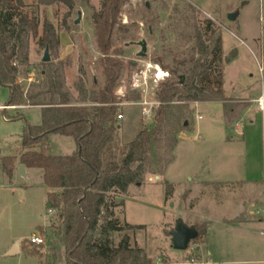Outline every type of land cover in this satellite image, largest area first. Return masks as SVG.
<instances>
[{
    "label": "rangeland",
    "instance_id": "374dc122",
    "mask_svg": "<svg viewBox=\"0 0 264 264\" xmlns=\"http://www.w3.org/2000/svg\"><path fill=\"white\" fill-rule=\"evenodd\" d=\"M21 1L22 9L39 22L40 36L47 22L55 28L59 37L58 46L48 48L51 58L48 62L43 61L46 48L39 44V38L34 37L31 32L25 37L23 47L17 37L6 38L8 48L13 44L18 46L13 63L18 69L17 83L24 96L47 92L50 77L55 75V71H51L54 67L61 75L59 80L64 90L70 93L73 103H89V98L80 100L78 85L83 80L89 97L91 91L104 84L105 78L99 65L101 54L97 51L91 25V8L100 10L103 0H73V7L62 1ZM244 1L246 0H149V12L145 10L146 0L128 1L123 8L122 22L127 25L135 22L136 26L132 27L131 39L117 42L114 48L123 53L121 58L125 61V70L116 91L118 114L122 113L124 116L118 121L122 127L116 131L113 142L118 158L124 157L129 144L141 130L153 129L160 103L158 88L166 81L149 86L146 92H139L132 88L133 74L143 68L145 61L161 65L153 60L155 57H163L166 64H172L167 56V49H176L178 43L180 49L185 48L179 34L183 27L186 32H193L186 25L175 24L176 20L172 18L175 8L184 13L187 6L191 5L193 12L188 9L187 14L194 15L195 20L191 19L189 23L197 22L204 29V21L210 19L216 35L222 37L225 96L250 97L262 89L264 9L261 10L259 4L263 0H249L250 5L242 6ZM235 8L241 9V16L238 21H231L228 14ZM80 10L81 22L75 24ZM180 16L179 13L178 17ZM147 20L150 23H146ZM150 25L152 33L148 30ZM16 35L18 36V32ZM209 35L210 33L206 34L204 39ZM142 38L147 40L148 47V57L144 60L138 57L141 46H126V43ZM206 44L210 42L206 41ZM196 57L200 55L196 54ZM130 62L138 67L132 69ZM46 63L50 64L45 65ZM161 67L169 71L163 65ZM94 75L97 77V84L94 82ZM149 80L151 78L148 75ZM137 93L140 94L138 99L135 97ZM226 99L243 102L246 107L248 105L243 100ZM9 100L10 88L0 84V104H5L0 106V264H63L64 250L60 249L62 220L58 210L48 208L50 189L44 183L43 170L29 168V180L23 178L18 171L24 129L27 124L41 123L42 110L39 106L17 109L8 106L5 111L4 106L8 105ZM144 101L154 103L153 112L148 117L143 114L145 106L141 103ZM174 103L177 104L178 101L175 99ZM193 105L194 102L189 103V121L180 128L178 139L180 136L182 139L178 140L176 147L168 150L164 142L152 141L147 149L148 161L143 180L132 183L125 193L114 191L108 194V202L113 204L115 217L123 227V231L115 234L116 243L125 233L130 234L132 245L145 249L153 264L160 259L168 264H181L191 255L206 260L207 256H202L199 251L204 238L191 241L189 250L178 251L172 247L171 231L175 228L176 221L181 218L189 225L205 229L202 215L209 210L211 204L219 207L240 196L246 202L251 201V193L248 192L253 187L246 186L242 180L247 176L261 178L264 174V109H261L258 102L248 111L247 122H242L240 128L229 130H226L222 121V102H202L194 108ZM18 114L21 116L12 117ZM49 145L53 155H72L77 150L73 137L59 133L50 136ZM6 156H17L18 159L12 178L3 171L2 160ZM171 156L174 157L172 162L167 163ZM216 179L235 182H203L196 186L198 182ZM168 184L173 187L170 196L167 195ZM34 233L40 234L45 240L42 258L30 253L33 247L29 239ZM18 240L21 241V247L22 244L26 247L19 254L6 256V252ZM241 258L252 259L251 256ZM238 264L255 263L249 261Z\"/></svg>",
    "mask_w": 264,
    "mask_h": 264
},
{
    "label": "trees",
    "instance_id": "16d2710c",
    "mask_svg": "<svg viewBox=\"0 0 264 264\" xmlns=\"http://www.w3.org/2000/svg\"><path fill=\"white\" fill-rule=\"evenodd\" d=\"M42 1H62L74 6L73 0ZM128 1L103 0L100 10L91 8V25L97 51L101 54L99 65L105 80L103 86L91 91L89 97L82 80L78 85L80 100L89 98V103L75 104L70 93L64 90L59 80L61 75L54 67L51 71H55L56 80L55 75L50 77L47 92L24 96L17 83L18 69L13 63L18 46L13 44L8 48L6 38L17 37L23 47L25 37L31 32L39 38L41 46L50 49L58 46L59 37L47 22L40 36L39 22L22 9L21 0H0V84L10 88L9 106L41 107V123L27 124L24 129L20 163L27 168L43 170L44 183L50 189L48 204L59 211L62 220L60 249L64 250L63 264H153L145 249L132 245L130 234L125 233L116 243L115 234L123 231V227L115 217L113 204L108 202V194L114 191L125 193L132 183L143 180L148 161L147 149L152 141L164 142L168 150L176 147L179 130L189 121L190 102L222 101L228 126L240 118V112L246 107L243 102L225 98L223 41L220 35H216L212 20H205V28L201 29L197 22L189 23L191 19L195 20L194 15L187 14L188 9H193L191 5L184 13L175 8L172 17L175 24L186 25L193 32H186L183 27L179 34L185 48L180 49L178 43L176 49H167L172 64H166L163 57L153 58L171 74L158 88L160 105L154 127L141 130L129 144L124 157L118 158L113 146L119 129L116 91L125 70V61L121 58L123 53L114 48L117 42L131 39L132 27L136 26L135 22L130 25L122 22L123 8ZM145 10L150 11L147 7ZM146 23H150L149 20ZM208 33L210 35L204 39ZM129 65L132 69L137 66L134 62ZM135 97L138 99L140 94ZM19 116L21 114L12 117ZM55 133L73 137L77 143L76 152L62 156L51 154L49 139ZM173 158L171 156L167 163ZM17 160V156H6L2 160L3 171L9 178L14 175ZM172 192L173 187L168 184L167 195ZM195 228L198 232L196 239H203L205 229ZM30 244L33 247L30 253L42 258L43 244ZM24 247L22 244V249Z\"/></svg>",
    "mask_w": 264,
    "mask_h": 264
},
{
    "label": "crops",
    "instance_id": "0c3cea01",
    "mask_svg": "<svg viewBox=\"0 0 264 264\" xmlns=\"http://www.w3.org/2000/svg\"><path fill=\"white\" fill-rule=\"evenodd\" d=\"M245 5H250L249 0L242 3V6ZM259 8L261 10L264 9V0L263 2H260ZM235 10L239 11L238 17L235 20L238 21L241 16V9L235 8ZM263 92L264 85L262 86V89L258 90L256 94H253L250 97L225 96V98L243 100L248 104L247 107L243 109L240 118L237 119L231 127L225 122L223 106L222 121H224L226 130L233 129L235 127L240 128L242 126V122H247L248 111L253 108L255 102H258V99ZM202 102L213 101L194 102L193 108ZM3 105L5 104H0V106ZM25 106L31 105H16L11 109L22 108ZM6 107H8V105H6ZM4 109L5 111L8 110V108ZM199 117L201 118V115ZM251 122L254 123V120ZM181 139L182 136L179 137V141ZM27 172L29 174V168H27ZM203 182L219 183L235 181L230 179L205 180L198 182L196 186H199ZM242 183L248 187H253V189L248 192V194L251 193V201L246 202L244 201L245 199L243 200L240 196L230 199V201L221 204L219 207L211 204L209 206V210L205 211L202 215V220L203 223L206 224V228L204 239L200 245L199 251H201L202 256H207V258L211 260L212 264H238L249 261L255 264H264V208L262 209V207H264V174L261 175V178L247 176L246 179L242 180ZM240 199L242 200L239 201ZM190 226L195 227V225ZM243 256H249V258L251 256L252 259L241 258Z\"/></svg>",
    "mask_w": 264,
    "mask_h": 264
},
{
    "label": "water",
    "instance_id": "95a60500",
    "mask_svg": "<svg viewBox=\"0 0 264 264\" xmlns=\"http://www.w3.org/2000/svg\"><path fill=\"white\" fill-rule=\"evenodd\" d=\"M147 1V7H150V2L149 0ZM239 11H233L228 14V19L231 21H235L238 17ZM81 16H82V11H78V18L75 20V24H79L81 22ZM137 44L141 46V50L138 52V57L142 59H146L148 57V47H147V40L145 38H142L139 41H132L126 43V46L134 45ZM51 58L49 56V50L48 48L45 50L44 56H43V61L48 62L50 61ZM94 82L97 84V77L94 75ZM9 106V105H8ZM5 108H7L5 106ZM187 124V122H186ZM122 127L121 124L118 125V128L120 129ZM18 171L19 174L29 180L28 178V172H27V167L24 164H20L18 166ZM48 208L51 209V205L48 204ZM198 235V232L194 226H190L187 223L183 221V219H178L176 221L175 228L171 231V241H172V247L175 250L178 251H185L188 249L189 244L191 241L196 239ZM21 253V241L18 240L14 246L6 252V256H11V255H16Z\"/></svg>",
    "mask_w": 264,
    "mask_h": 264
},
{
    "label": "built area",
    "instance_id": "2783aa9c",
    "mask_svg": "<svg viewBox=\"0 0 264 264\" xmlns=\"http://www.w3.org/2000/svg\"><path fill=\"white\" fill-rule=\"evenodd\" d=\"M148 75L151 78V80L149 81H148ZM170 75H171L170 72L167 70H164L160 64L155 63V62L145 61L143 68H140L138 71H136L133 74L131 85H132L133 90H136L139 92H146V89L149 86L151 87L152 85H158L161 81L168 79ZM258 103L260 107L263 109L264 108V92L259 97ZM141 104L145 106L144 111H143L144 116L145 117L150 116V114H152L153 112L152 108L154 107V103L144 101ZM123 117L124 116L122 113L117 114L118 121L122 120ZM29 241L33 244L45 243L44 238L40 234H36V233L32 234ZM156 264H168V263L160 259ZM177 264H180V263H177ZM181 264H212V263H211V260H209L208 258L205 260L202 257L191 255Z\"/></svg>",
    "mask_w": 264,
    "mask_h": 264
},
{
    "label": "flooded vegetation",
    "instance_id": "af4514ba",
    "mask_svg": "<svg viewBox=\"0 0 264 264\" xmlns=\"http://www.w3.org/2000/svg\"><path fill=\"white\" fill-rule=\"evenodd\" d=\"M146 7H147V1H146ZM147 8L150 9V7H147ZM148 30H149L150 33H152V31H153L151 27H149Z\"/></svg>",
    "mask_w": 264,
    "mask_h": 264
}]
</instances>
